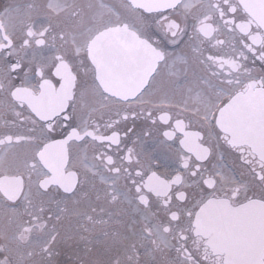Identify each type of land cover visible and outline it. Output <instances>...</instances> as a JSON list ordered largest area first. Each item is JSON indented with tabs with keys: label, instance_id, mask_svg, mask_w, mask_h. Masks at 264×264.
I'll return each instance as SVG.
<instances>
[{
	"label": "snow or ice",
	"instance_id": "1",
	"mask_svg": "<svg viewBox=\"0 0 264 264\" xmlns=\"http://www.w3.org/2000/svg\"><path fill=\"white\" fill-rule=\"evenodd\" d=\"M0 264H264V0H0Z\"/></svg>",
	"mask_w": 264,
	"mask_h": 264
}]
</instances>
